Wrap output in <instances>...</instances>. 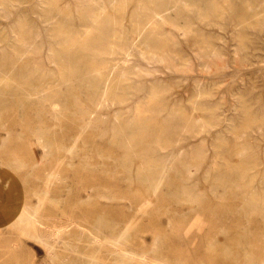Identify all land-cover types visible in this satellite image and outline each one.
<instances>
[{"label": "rangeland", "instance_id": "1", "mask_svg": "<svg viewBox=\"0 0 264 264\" xmlns=\"http://www.w3.org/2000/svg\"><path fill=\"white\" fill-rule=\"evenodd\" d=\"M36 3L0 0V97L2 103L11 95L20 98L19 103L1 110L0 129L9 119L11 132L0 146V203L16 196L31 204L41 202L43 218L65 220L71 215L87 221H115L113 228H121L134 214L132 204L146 201L150 194L148 185L124 167L122 158L128 154L130 165L149 164L146 170L152 182L161 166L167 169L152 202L142 215L136 214L140 219L127 232L134 249L169 264H246L243 254L253 264H264V242L253 236L264 238V208L260 206L264 190V0H165L154 15L127 22L122 32H109L107 49L90 51L88 56L107 75L97 89L93 84L90 89L86 86L96 83L92 77H83V72L92 69L75 65L74 51L63 52L66 61L54 58V53L62 42L59 38L81 39L95 28V15L124 1L59 0V8L72 11L68 22L58 20V24L55 18L38 16L33 9ZM41 4L38 10L43 14ZM81 11L85 16H79ZM63 22L69 36L53 34L57 38L51 39L50 30ZM114 34L119 37L114 39ZM19 37L28 41L26 50ZM119 38L123 43L116 41ZM155 39L163 49L156 47ZM51 48L55 50L50 52ZM34 56L39 58L33 60ZM60 69L70 83L83 79L84 87L80 90L69 81L62 82ZM29 76L30 84L24 89L38 87L35 99L43 100L45 106L21 91L20 79ZM105 79L111 80L108 97L118 93L121 101L101 102ZM58 82L59 94L48 93L46 88ZM154 93L156 103L149 111L147 103ZM49 100L58 103L59 111L49 114ZM145 109L135 120L138 110ZM193 112L200 113L199 118ZM83 119L92 122L79 130ZM142 131L144 139L136 136L132 146L122 145L121 140L129 136L126 132ZM158 137L169 144L158 147ZM47 138L50 144L45 151L40 142ZM242 162L244 178L233 165ZM49 174L52 183H62L64 189L51 187L47 197L40 199ZM76 194L83 201L74 207ZM100 204L120 205L124 215L112 217ZM30 234L8 213L0 212V264H87L92 246L84 241L72 240V250L54 243L57 254L49 255L48 246ZM110 264L144 263L134 258Z\"/></svg>", "mask_w": 264, "mask_h": 264}, {"label": "bare ground", "instance_id": "2", "mask_svg": "<svg viewBox=\"0 0 264 264\" xmlns=\"http://www.w3.org/2000/svg\"><path fill=\"white\" fill-rule=\"evenodd\" d=\"M5 0H3L4 2ZM11 1V0H10ZM35 3L37 1V5L33 8L35 9L34 12H36V14H38V16H44V18L47 20V19H54L55 18V21L57 24L60 22L58 20H63L64 22H68V20L66 19H69V16L71 15V11L70 9L68 8H59V0H34ZM124 3L122 4H113V8L112 10H104V11H100L97 15H95L96 19H94V22H97V24H95V28L91 31H88V33L86 35H84V37H82L81 39H76V38H73V39H69V40H64L63 38H59V39H62L61 43H60V47L57 48V52L54 53V58H58L59 60H62L64 59L63 56H65V52L67 51H74V55H77V63H74L75 65L77 66H90L91 67V71L89 72H83V77L84 78H88V77H92L94 79V81H96V83H88L86 86L89 87V89L91 88V85L93 84L96 89L98 87V85L100 84L101 82V78L103 79V77H105L106 75V71L104 72L103 70L97 68V63H95V61L92 59V57L88 56L89 53L91 54V50L95 47H99V48H106V44L108 43L106 41V36H109L107 35L109 32H113V33H119V32H122L124 26H126V24H128L127 22L129 21H132V20H138L139 18H141L142 16H145V17H150L152 14L154 15L156 12H157V8H158V4H161V3H164L165 0H123ZM143 2V4L141 5L140 2ZM208 2H213L215 3V1L217 0H207ZM15 3V1H14ZM12 2L13 5H17V4H14ZM41 3H46L44 4L45 6H42ZM120 3V2H119ZM41 4L43 8V14L39 12L38 10V5ZM112 4V3H111ZM227 5V4H226ZM112 6V5H110ZM160 6V5H159ZM216 5H214L215 7ZM194 7V6H193ZM247 7V6H246ZM218 8V7H217ZM32 9V10H33ZM40 9V8H39ZM111 9V8H110ZM219 10V9H218ZM247 10V9H246ZM182 11V10H181ZM7 12V11H6ZM26 12V11H25ZM85 12L81 11L80 12V15L79 16H85L84 15ZM216 13V12H215ZM214 13V14H215ZM210 14V12H209ZM261 15V14H260ZM10 16V14H9ZM154 17V16H153ZM256 18V17H255ZM258 18V17H257ZM19 19V17H18ZM248 19V18H247ZM259 19V18H258ZM257 19V20H258ZM25 20V19H24ZM40 20V18H39ZM256 20V21H257ZM53 22V23H54ZM63 22V23H64ZM245 23V22H244ZM249 23V22H248ZM148 24V23H147ZM242 24V23H241ZM251 24V23H250ZM33 25V24H31ZM30 25V26H31ZM37 25V24H36ZM36 25H35V29H36ZM39 25V24H38ZM41 25V24H40ZM49 25V24H48ZM154 25V24H153ZM247 25V24H245ZM15 26V25H14ZM21 26V25H20ZM54 26V25H53ZM56 26V25H55ZM82 26V25H81ZM150 26V25H149ZM148 26V27H149ZM19 27V25H18ZM24 27V26H23ZM32 27V26H31ZM49 27V26H48ZM157 27V26H156ZM254 27V26H253ZM252 27V28H253ZM12 28V27H11ZM17 28V26H16ZM21 28V27H20ZM41 28V27H39ZM85 28V27H84ZM137 28V27H135ZM159 28V27H158ZM235 28V27H234ZM19 29V28H17ZM42 29V28H41ZM53 29V28H52ZM83 29V28H82ZM142 29V28H141ZM150 28H148L149 30ZM21 30L24 31V29L22 28ZM32 30V29H31ZM36 30H39V29H36ZM84 30V29H83ZM236 30V29H235ZM154 31V30H153ZM156 31V29H155ZM28 32L30 33V31L28 30ZM35 32V31H34ZM51 32V33H50ZM49 32V35L51 34V36L53 34H56L58 35L57 37H60L61 35H68L70 34V31H69V28H68V25H66L64 23L63 26L61 25H58V28L56 27V29H53V30H50ZM151 32V31H150ZM235 32V31H234ZM27 33V32H26ZM33 33V32H32ZM21 34V33H20ZM34 34V33H33ZM60 34V35H59ZM122 34V33H121ZM138 34V33H137ZM155 34V33H154ZM19 35V34H18ZM23 35V34H22ZM28 35V34H27ZM48 35V36H49ZM142 35V34H141ZM151 35V34H149ZM153 35V34H152ZM40 36V35H39ZM47 36V35H46ZM55 36V35H54ZM123 36V35H122ZM154 36V35H153ZM152 36V37H153ZM157 36V35H156ZM29 37V36H27ZM38 37V36H37ZM50 37V36H49ZM56 37V38H57ZM63 37V36H62ZM114 39L118 38L119 36L117 34H114ZM135 37V36H134ZM14 38V36L12 37ZM17 38V37H16ZM16 38H14L13 40L17 41ZM20 40L22 41L23 43V48H25L26 50V47H27V44H28V41H26L24 38H21L19 37ZM51 39L52 38H55V37H50ZM55 38V39H56ZM69 38V37H68ZM67 38V39H68ZM140 38V37H138ZM200 38V37H199ZM50 39V40H51ZM238 39V38H237ZM19 40V39H18ZM46 40V39H45ZM108 40V39H107ZM133 40V39H132ZM197 40V39H196ZM215 40V39H214ZM248 40V39H246ZM47 41V40H46ZM58 41V40H56ZM109 41V40H108ZM115 41V40H114ZM118 43L120 41V43H123L121 42V39L119 38L118 40H116ZM154 41V40H153ZM157 40L155 39V42ZM163 41V40H162ZM173 41V40H172ZM243 41V40H242ZM107 42V43H106ZM112 42V40H111ZM133 42V41H132ZM241 42V41H239ZM249 42V41H248ZM18 43V42H17ZM50 43V42H49ZM55 43V42H54ZM158 44L159 41H157ZM165 43V42H164ZM163 43V44H164ZM21 44V43H20ZM51 44V43H50ZM53 44V42H52ZM156 47H158L159 49L162 48L163 49V46H162V43L160 45H158ZM240 44V43H239ZM250 44V43H249ZM18 46V44H16ZM37 45V44H35ZM59 45V44H58ZM120 45V44H119ZM167 46V44H165ZM2 46V45H1ZM16 46V47H17ZM53 46V45H52ZM57 46V45H56ZM241 46V45H240ZM55 47V46H54ZM122 47V46H121ZM155 47V48H156ZM168 48V47H167ZM170 48V47H169ZM10 49V48H9ZM28 49V48H27ZM107 49V48H106ZM112 49V47H111ZM136 49V48H135ZM161 49V50H162ZM209 49V48H208ZM13 50V48H12ZM18 50V48H17ZM20 50V48H19ZM30 50V49H28ZM35 50H37V48H35ZM52 50L54 51V49L51 48L50 52H52ZM113 50V49H112ZM140 50V49H139ZM160 50V52H161ZM165 50V49H164ZM214 50V49H213ZM14 51V50H13ZM32 51V49H31ZM166 51V50H165ZM21 52V51H20ZM27 52V51H26ZM36 52V51H35ZM64 52V53H63ZM102 52V51H101ZM105 52V51H104ZM158 52V51H157ZM156 52V53H157ZM158 52V53H160ZM22 54H24L25 52L22 51L21 52ZM20 53V54H21ZM61 53V54H60ZM103 53V52H102ZM154 53V52H153ZM17 54V53H16ZM39 54V53H38ZM51 54V53H50ZM70 54V53H69ZM165 54V53H164ZM172 54V53H171ZM34 55V54H33ZM40 55V54H39ZM98 55L100 56V53H98ZM127 55V54H126ZM157 55V54H155ZM173 55V54H172ZM13 56V55H12ZM24 56V55H22ZM48 56V55H47ZM53 56V53L52 55ZM132 56V55H131ZM149 56V55H148ZM177 56V55H175ZM15 57V56H14ZM27 57V56H26ZM25 57V58H26ZM104 57V56H103ZM159 57V56H158ZM29 58V57H28ZM39 58L38 56H34L33 60ZM50 58V57H49ZM95 58V57H94ZM109 58V57H108ZM132 58V57H131ZM180 58V57H179ZM14 59V58H13ZM31 59V58H30ZM48 59V58H47ZM133 59V58H132ZM6 60V59H5ZM49 60V59H48ZM57 60V59H55ZM66 61V59H64ZM97 60V59H96ZM103 60V59H102ZM105 60V59H104ZM144 60V59H143ZM27 62V61H26ZM182 62V61H181ZM30 63V62H29ZM54 63V62H53ZM112 63V62H111ZM62 64H65V63H62ZM61 64V65H62ZM69 64V63H68ZM67 64V65H68ZM102 64V63H100ZM122 64V63H121ZM114 66V65H113ZM206 66V65H205ZM119 67V66H118ZM37 68H38V64H36V69H35V72H37ZM108 68V67H107ZM74 69V68H73ZM68 70V69H67ZM71 70V69H69ZM113 71V70H112ZM134 71V70H133ZM66 72V71H65ZM74 73V72H73ZM147 73V72H146ZM50 74V73H49ZM70 74V72H69ZM108 74V72H107ZM19 75V74H18ZM23 75V74H22ZM51 75V74H50ZM65 75H68V74H64V72L62 71V69L59 70V76L61 77V79L63 80L62 82H68L69 81V78L67 79L65 77ZM10 76V75H9ZM21 76V75H20ZM37 76V75H36ZM43 76V74H42ZM48 76V75H47ZM107 76V75H106ZM111 77V74L109 75ZM108 76V78H109ZM121 75H119L120 77ZM32 77V76H31ZM29 78L30 76L26 79V77L24 78H21L20 81H19V86L20 88H23L21 89V91L25 92L26 94L25 95H30L32 96V98L34 97L35 98H39V90H38V87H34L31 91L27 90V89H24V86L27 87L28 84H30L29 82ZM35 73H34V79H35ZM51 78H52V75H51ZM54 78V77H53ZM112 78V77H111ZM115 78V77H114ZM113 78V79H114ZM11 79V78H10ZM39 79V78H38ZM44 79V78H43ZM110 79V78H109ZM13 80V79H12ZM83 80V79H82ZM81 79L79 78H76L72 83H69L70 85H74V87H76L77 89H82L84 86H82V84L84 82H82ZM108 79H105L104 80V88L103 91H102V99H101V102L103 103H107L109 101V99L111 100V102H118V100L121 101L122 97H120L118 95V93H113L112 94V97H108V94L111 93V89H110V81L109 83H107ZM131 80V79H129ZM15 81V80H14ZM115 81V80H114ZM113 81V82H114ZM103 82V80H102ZM121 81L117 82V83H120ZM14 83V82H13ZM116 83V82H115ZM123 83V82H122ZM102 85V83H101ZM125 85V84H124ZM48 86V85H47ZM52 86V85H51ZM113 86V84H112ZM138 86V84H137ZM30 87V86H29ZM118 87V86H116ZM115 87H113L114 89ZM60 89H61V85L58 83H55L54 86L52 87H48L46 88L47 92L49 93L51 91L50 94H59L60 92ZM124 89V88H123ZM133 89V88H132ZM87 92H88V89L86 88ZM85 90V91H86ZM43 91V90H42ZM110 91V92H109ZM44 92V91H43ZM114 92V91H112ZM125 92V91H124ZM45 93V92H44ZM54 94V96H55ZM61 95V94H60ZM87 95V94H86ZM95 95V94H94ZM44 96V95H43ZM51 96V95H50ZM48 97V99H52L51 97ZM111 96V95H109ZM237 96V95H236ZM240 96V95H239ZM91 97V96H89ZM202 97V96H201ZM17 96L16 95H11L10 97H8L7 99V103H2V99L0 97V120L1 119V110H4L5 111L7 109H9L11 106L10 104H16V103H19L20 101V98L19 99H16ZM28 98V97H27ZM65 98V97H64ZM88 98V97H87ZM121 98V99H120ZM239 98V97H238ZM31 99V98H30ZM159 99H162L159 97ZM246 99V98H245ZM10 100H13L15 102H12L10 103ZM37 102H39L37 99H35ZM197 100V99H195ZM45 102H43V100H41V103L39 102L40 105H43L45 106L44 104ZM156 103V94L154 93L153 95H150V98L148 100V103H147V107L148 110L150 109L151 105L152 104H155ZM164 104V103H163ZM163 104L161 106H163ZM47 105H48V112L49 114H52V113H55L57 111H59V107H57L58 103L55 101V100H49V102H47ZM74 106V105H73ZM80 106V105H79ZM78 106V107H79ZM99 106V105H98ZM77 107V108H78ZM155 107V106H154ZM175 107V106H174ZM160 108V107H158ZM165 108V107H164ZM173 108V107H172ZM143 109V108H142ZM147 109L145 110H138V113H137V119L135 120H139L140 119V114L143 113L144 111H146ZM147 110V111H148ZM161 111L163 109H160ZM176 110V109H175ZM194 110V109H192ZM202 110V109H201ZM238 110V109H237ZM150 111V110H149ZM183 111V109H182ZM181 112V111H179ZM63 113V112H62ZM145 113V112H144ZM153 113V112H152ZM157 113V112H156ZM162 113V112H160ZM183 113V112H182ZM194 113V112H193ZM3 114V113H2ZM59 114V113H58ZM136 114V113H135ZM195 115H193L196 119L199 118V114L200 113H194ZM55 115V114H53ZM158 115V114H157ZM162 115V114H161ZM156 116V115H155ZM181 116H184L186 117V115H182ZM85 117L87 118V116L85 115ZM89 117V116H88ZM92 117V116H91ZM134 117V116H133ZM66 118V117H65ZM155 118V117H154ZM160 118V117H159ZM194 118V119H195ZM142 119V117H141ZM150 119V118H149ZM193 119V121H195ZM202 119V118H200ZM263 119V118H262ZM133 120V119H132ZM181 120V119H180ZM183 120H185L183 118ZM190 120V119H189ZM198 121V120H197ZM210 121V120H209ZM91 120L90 119H83L81 121V123L79 124L80 125V129H83L85 128L86 126H88L89 124H91ZM156 122V121H155ZM181 122V121H180ZM196 122V121H195ZM201 122V121H200ZM205 122V121H204ZM10 123L11 121L9 119L6 120V122H3V124L1 125V128L0 131L2 130L3 131V135L1 136L0 138V146H3L5 142H7V138L11 132V128H10ZM142 123V121H139L138 124ZM245 123V122H244ZM188 124V123H187ZM202 124V123H201ZM132 125V124H131ZM135 125V124H134ZM126 126V125H125ZM141 126V125H140ZM254 126V125H253ZM133 127V126H132ZM131 127V129H132ZM211 128V127H210ZM177 131V130H176ZM21 132V130H20ZM1 133V132H0ZM80 133V132H79ZM129 136L128 138H125L123 140H121V143L123 146H127L130 147L132 146L133 142H134V139L136 138V136H140L142 139L143 136H144V132H132V133H129V132H126ZM183 133V132H182ZM125 134V133H123ZM35 137L38 136L37 134H34ZM233 135V134H232ZM126 136V135H125ZM43 138H46V137H43ZM9 139V138H8ZM42 139V137H41ZM46 140V139H45ZM49 139L47 138V141L45 142H40L41 144V147L43 148V150L46 151V149L48 148V144H50V142L48 141ZM77 141V140H75ZM140 141V140H138ZM247 141V140H246ZM248 142V141H247ZM54 143V142H53ZM135 143V142H134ZM156 143L158 144V147L160 148H163V147H166L167 144H169V140H166V139H161V138H157L156 139ZM180 143V142H179ZM173 144V143H172ZM176 144V143H175ZM13 145V144H12ZM239 150V149H238ZM44 151V153H45ZM241 151V150H240ZM238 152V151H237ZM232 155V154H230ZM264 155V154H263ZM236 156V155H235ZM255 158V157H254ZM123 162H124V167L132 174H134L133 176L135 177V179H138L139 181L141 182H144L148 185L149 189H150V194L146 197V201L144 200H137L135 204H132V210L133 208H135L134 211V214L130 217V218H127L123 224V226L121 228H113V224L114 222H105L101 219H98V220H94V221H87V220H83V219H79L77 218L76 216H68L65 220H55V219H49L48 217L46 218H43V216L41 215L40 213V208H41V202H37V203H28V202H25L23 201L20 197H12L9 201H5L3 203H0V212H5V213H8L11 217H12V221H14L15 223H17L20 228L22 227V229L24 230H27V231H30V235H32L35 239H38L39 241L43 242V244L47 245L48 246V254L49 255H53V254H57L55 253L56 251H53V246L55 245L54 243H59L61 242V247H63L65 250H72L71 247V243H72V240L73 241H84L85 243H87L88 245H91L92 249L91 251L88 253V261H87V264H110L111 261H116L118 262L119 260L120 261H126V260H129V259H136V260H139L141 262H143L144 264H169L166 260H163V259H159L157 257H155L154 255H150L149 253L147 252H139L137 251L136 249H134L131 245V243L129 244L128 242V236H127V232L130 230V227L131 225H134L139 219L137 218L136 214L138 212H140L139 214L142 215L141 213L142 212H145L146 209L148 208L149 204L152 202L155 194L158 192L157 190H159L160 188V184H162V179L165 178L164 176H166V172H167V169L164 167V166H161L159 172H158V175H157V180L155 182H152V178L150 176V174L148 173V171L146 170V168H149V164H147L145 161H142L140 163H136V164H128L127 162L130 161V156L128 154H126L123 158ZM223 159V158H222ZM221 159V160H222ZM228 159V158H226ZM239 159H241L239 157ZM230 160V159H229ZM242 160V159H241ZM232 161V160H231ZM243 161V160H242ZM243 163V162H242ZM245 163V162H244ZM244 163L243 164H233L235 165V169L237 170L238 174L240 173L242 175V177L244 178L245 176L243 174H246V167L244 166ZM250 163V162H249ZM254 163V162H253ZM264 163V162H263ZM246 164H247V161H246ZM151 165V164H150ZM257 165V164H256ZM170 166V165H169ZM255 166V165H254ZM174 167V166H173ZM202 167V166H200ZM231 167V166H230ZM225 168V167H224ZM227 168V167H226ZM233 168V167H232ZM252 168V166H251ZM260 168V167H259ZM258 168V169H259ZM256 170V168L254 169V171ZM179 171V170H178ZM183 171V170H182ZM177 172V170H176ZM174 172V173H176ZM250 172V171H249ZM182 173V172H181ZM129 174V173H128ZM169 174V173H168ZM258 174V173H257ZM52 176H50V174L48 175V177L43 181V188H42V192H41V195L39 196L40 199H45L47 197V193L48 191H50L49 189H57L58 191H61L62 189H64L62 183H55L53 184L52 182ZM54 177V176H53ZM136 180V181H138ZM263 180V179H261ZM162 182V183H161ZM233 182V180H232ZM249 182V181H248ZM247 183V182H246ZM53 184V185H52ZM222 184V183H221ZM254 184V183H253ZM261 186V185H260ZM225 187V186H224ZM66 188V187H65ZM211 189V187H210ZM215 189V188H214ZM233 190V189H232ZM236 191V190H235ZM262 191V190H261ZM218 192V191H217ZM232 192V191H231ZM201 193V192H200ZM263 195L261 197V202H260V206L262 208H264V190H263ZM253 196V195H252ZM116 197V196H114ZM125 197V196H124ZM129 198V197H127ZM119 200V198H118ZM130 200V199H128ZM255 200H258L255 199ZM83 201V198L82 196H78L77 194L74 195L73 197V205L74 207H77V204L82 202ZM253 201V200H252ZM158 202V201H157ZM241 202V201H240ZM256 202V201H254ZM258 204V203H257ZM116 206L114 205H107V204H100V208L103 209L105 211L106 214L108 215H111L112 217H118V216H123L124 213H122L120 211V209L118 208L120 205H117L115 204ZM256 205V204H255ZM131 207V206H130ZM247 207V206H245ZM244 207V209H245ZM254 209V208H252ZM256 209V208H255ZM246 210V209H245ZM259 210V209H258ZM264 210V209H263ZM133 211H130V212H133ZM244 211V210H243ZM262 212V211H261ZM252 213H255L254 211ZM258 213V212H256ZM255 213V214H256ZM254 214V215H255ZM139 215V217H140ZM228 217V216H227ZM258 217V216H257ZM225 218V217H223ZM229 218V217H228ZM251 218V217H250ZM254 218V217H253ZM222 219V217H221ZM226 220V219H224ZM261 221V220H260ZM226 222H229V220H226ZM254 222V221H253ZM257 222V221H256ZM263 222V221H262ZM252 223V221H251ZM256 224V223H255ZM254 224V225H255ZM259 224V223H258ZM92 225V226H90ZM105 225L107 226V228L105 227ZM259 227V225L257 226ZM106 228V229H105ZM260 228V227H259ZM256 234V233H255ZM261 234H264L261 233ZM253 236H257L256 239H258V242H264V238H260V234H257V235H254ZM264 236V235H262ZM177 238V237H176ZM155 243H153L154 245ZM155 246V245H154ZM156 248V247H155ZM55 249V247H54ZM150 250L152 252H154L155 250L152 248H150ZM102 251H104L105 253L102 255L100 254ZM65 252V251H64ZM71 252V251H70ZM69 253V252H68ZM242 254V253H241ZM68 256V255H67ZM64 257V255H63ZM66 258V257H65ZM70 258V257H69ZM68 258V259H69ZM243 258L245 259V262L246 264H253V261L251 259H248L249 257H247L245 254H243L241 256V259H242V263H243ZM248 262H247V261ZM70 261V260H69ZM263 262H264V259H263Z\"/></svg>", "mask_w": 264, "mask_h": 264}]
</instances>
